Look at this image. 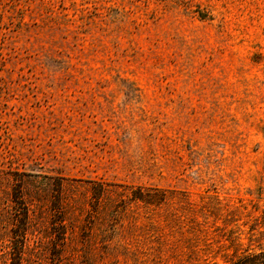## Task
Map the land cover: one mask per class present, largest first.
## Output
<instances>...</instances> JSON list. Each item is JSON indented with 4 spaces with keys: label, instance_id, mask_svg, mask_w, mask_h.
<instances>
[{
    "label": "rangeland",
    "instance_id": "374dc122",
    "mask_svg": "<svg viewBox=\"0 0 264 264\" xmlns=\"http://www.w3.org/2000/svg\"><path fill=\"white\" fill-rule=\"evenodd\" d=\"M261 251L264 0H0V264Z\"/></svg>",
    "mask_w": 264,
    "mask_h": 264
},
{
    "label": "trees",
    "instance_id": "16d2710c",
    "mask_svg": "<svg viewBox=\"0 0 264 264\" xmlns=\"http://www.w3.org/2000/svg\"><path fill=\"white\" fill-rule=\"evenodd\" d=\"M234 264H264V251L258 254H248L239 258Z\"/></svg>",
    "mask_w": 264,
    "mask_h": 264
}]
</instances>
